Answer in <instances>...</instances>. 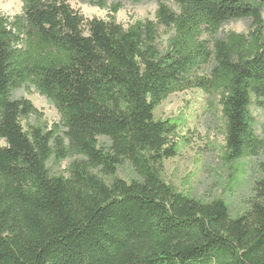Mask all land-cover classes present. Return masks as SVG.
Here are the masks:
<instances>
[{"label":"trees","instance_id":"trees-1","mask_svg":"<svg viewBox=\"0 0 264 264\" xmlns=\"http://www.w3.org/2000/svg\"><path fill=\"white\" fill-rule=\"evenodd\" d=\"M71 1L0 11V264H264V162L255 201L234 217L223 199L165 178L179 122L154 116L171 94L202 90L220 107L225 160L259 156L264 0H160L155 20L128 26L121 2L145 0H87L108 19ZM240 19L247 33L216 38ZM24 86L51 101L58 123L12 97ZM69 158L68 175L51 174L50 160ZM127 162L136 179L118 176Z\"/></svg>","mask_w":264,"mask_h":264},{"label":"rangeland","instance_id":"rangeland-1","mask_svg":"<svg viewBox=\"0 0 264 264\" xmlns=\"http://www.w3.org/2000/svg\"><path fill=\"white\" fill-rule=\"evenodd\" d=\"M160 2L122 1V8L116 15L117 21L128 26L136 20H155ZM166 3L178 10L173 2ZM70 4L86 18L108 19V9L92 6L87 0H72ZM0 11L9 17L21 14L23 0H0ZM249 24L248 19L232 20L223 25L216 38L231 31L247 33ZM12 97L29 99L43 114L42 122L46 121L50 125L59 122L60 116L55 106L35 88L24 86L14 91ZM219 109L214 96L199 89H190L171 94L156 108L154 116L156 119L173 118L179 122L176 136L179 151L176 157L165 160V178L180 192L204 202L223 199L231 215L237 217L244 214L256 199L255 187L262 177L260 164L264 162V149L257 157L228 163L224 158V121ZM251 110L256 122V133L264 141V108L252 106ZM30 121L36 123L40 119L32 117ZM100 142L107 143V139L100 138ZM73 160L69 158L59 164L52 159L48 168L53 175H68L65 170ZM117 174L127 181L138 177L128 162L119 168Z\"/></svg>","mask_w":264,"mask_h":264}]
</instances>
